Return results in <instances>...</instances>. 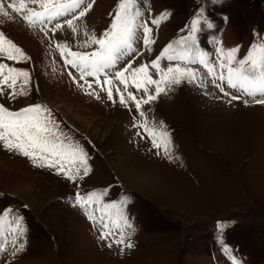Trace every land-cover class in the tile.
Segmentation results:
<instances>
[{"label":"rangeland","instance_id":"rangeland-1","mask_svg":"<svg viewBox=\"0 0 264 264\" xmlns=\"http://www.w3.org/2000/svg\"><path fill=\"white\" fill-rule=\"evenodd\" d=\"M118 3L95 0L77 21L75 35L66 25L53 35L48 25L45 36L39 26L29 27L11 10L14 19L0 17V32L30 58L21 64L3 61L29 71L30 83L18 99L5 94L0 103L11 110L36 104L50 109L60 129L88 153L90 168L73 183L0 146V212L14 210L12 227L18 215L25 229L23 235L7 232L0 241V264H233V257L237 264H264V105L246 96L230 101L202 66L188 65L198 70L205 87L183 82L142 106L149 120L162 121L171 135V157H165L163 149L155 154L146 135H137H144L134 126L141 118L131 101L128 107L119 104L115 85L113 103L106 92L99 93V100L85 94L69 77L71 71L79 79V73L64 65L57 43H67L73 51H92L96 46L80 47L88 39L84 32L100 36ZM28 7L39 10L37 5ZM137 9L142 15L136 23L149 22L155 43L151 51L145 50L142 29L138 31L135 47L143 55L134 67L154 60L170 43L178 47L198 17L202 22L193 58L199 49L215 63L216 49L223 47L238 48L241 59L253 44H264V0H136L133 13ZM162 14L159 27L150 24ZM161 66L166 68L168 62ZM149 71L158 79L154 69ZM128 91L138 98L144 95L131 84ZM77 191L106 192L105 203L126 195L133 230L125 231L132 232L134 247L123 252L115 244L109 248L99 238L100 225L94 226L84 210L74 206ZM95 215L99 218L100 213ZM21 244L23 250L16 251Z\"/></svg>","mask_w":264,"mask_h":264},{"label":"snow or ice","instance_id":"snow-or-ice-1","mask_svg":"<svg viewBox=\"0 0 264 264\" xmlns=\"http://www.w3.org/2000/svg\"><path fill=\"white\" fill-rule=\"evenodd\" d=\"M94 3L95 0H7L5 7V0H0V17L14 19L10 15L9 10H11V13L22 17L29 27L39 26L45 36L48 35L45 31L48 25H52L53 35L57 30H62L65 25L75 35L79 30L77 21L87 15ZM29 4L37 5L40 10L29 8ZM135 4L136 0H119L109 28L100 36L84 32L88 39L83 41L80 47L96 46L92 51H73L67 43L59 42L56 47L60 50L64 65H70L79 73V79L73 76L71 71L68 75L77 87L85 91V94L99 100L101 99L99 93L106 92L107 100L115 103V85L119 104L125 107H128L129 101L134 104L136 113L141 118V122L134 126L143 129L144 133L142 135L137 132V135L141 139L147 136L152 148L157 150L156 155H160V150L163 149V155L171 157V135L162 121H150L142 106L149 105L157 100L161 93L166 94L172 86H178L183 82L205 87L198 70L188 65L202 66L211 78L212 85L218 88L223 96L229 97L230 101L241 100L246 96L250 97L253 103L264 105V44H253L246 56L241 59L237 58L238 48L226 51L223 47L216 49L215 63L210 62L208 54L199 49H196V58H193L197 25L202 22L199 17L193 20L190 34L177 42L178 47L170 43L154 60L134 67L137 59L143 55V51L135 47L140 40L138 31L142 29V44L145 50L151 51L155 43L152 38L153 29L149 26V22L144 21L141 25L136 23L142 13L138 9L133 13ZM61 18L65 19L61 21ZM164 18L165 15L162 14L159 18H153L150 24L159 27ZM53 21H55L54 24ZM207 26L212 25L208 23ZM127 57L130 59L119 67L120 61ZM29 59L20 47L0 32V96L7 94L8 99L16 100L30 83L29 71L3 61L21 64L28 62ZM164 60L168 62L166 68L161 66ZM149 68L155 70L158 79L153 78ZM88 77L93 79L89 80ZM21 78L22 82L18 88V81ZM80 81L83 83L81 84ZM116 81L119 82L118 85L115 84ZM225 83L229 89L241 95H232L226 91L223 86ZM130 84L137 92L142 91L144 95L138 98L133 92L128 91ZM119 85H123V90ZM152 86H154V92L150 91ZM6 90L10 91L6 93ZM244 103L247 106L249 101L244 100ZM0 146L8 152L28 158L33 166L55 171L57 175H62L73 183L90 172L88 153L60 129L51 110L41 104L11 110L0 103ZM106 195V192L96 191L82 195L77 191L74 206L78 205L84 210L94 226L100 225L102 230L99 238L106 241L109 248L115 244L120 246L123 252L125 248L134 247L130 242L132 232L125 231L133 230V224L126 212V205L130 200L125 195L115 202L105 203ZM92 205L97 207L92 208ZM13 211L8 209L0 212V241L4 239L7 232L23 235L25 231L22 227L23 218L18 215L15 217L16 226L12 227L10 216ZM97 211L100 213L99 218L95 215ZM15 242L14 238L13 245ZM23 248L24 245L21 244L16 251H22ZM0 251H3L2 243H0ZM225 251L227 252L228 249L225 248ZM15 254L14 251L13 255ZM232 260L233 264H237L234 257Z\"/></svg>","mask_w":264,"mask_h":264},{"label":"bare ground","instance_id":"bare-ground-1","mask_svg":"<svg viewBox=\"0 0 264 264\" xmlns=\"http://www.w3.org/2000/svg\"><path fill=\"white\" fill-rule=\"evenodd\" d=\"M55 106V105H54Z\"/></svg>","mask_w":264,"mask_h":264}]
</instances>
